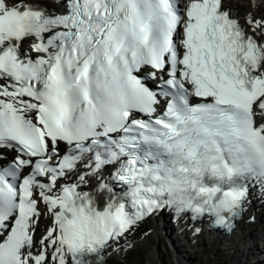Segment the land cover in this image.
<instances>
[{
  "label": "snow or ice",
  "instance_id": "obj_1",
  "mask_svg": "<svg viewBox=\"0 0 264 264\" xmlns=\"http://www.w3.org/2000/svg\"><path fill=\"white\" fill-rule=\"evenodd\" d=\"M54 4L0 0V264H107L165 211L231 233L264 197V0Z\"/></svg>",
  "mask_w": 264,
  "mask_h": 264
},
{
  "label": "bare ground",
  "instance_id": "obj_2",
  "mask_svg": "<svg viewBox=\"0 0 264 264\" xmlns=\"http://www.w3.org/2000/svg\"><path fill=\"white\" fill-rule=\"evenodd\" d=\"M46 3L49 7H55L54 0H46ZM227 3L228 6L238 9L241 16L245 15L250 10L247 6L248 0H228ZM250 199L252 202L247 207L248 215L242 219L239 231L237 233L229 234L225 238V240H230L229 246L226 247V249H228L227 254L231 260L230 264H264V246L263 248H260V244H264V237L260 239V243V240L257 241V237H255L257 229L254 228L255 221L249 220V216L251 215H255L254 217L263 216L259 210L260 207V209L263 208V203L261 202L260 204L259 201H262L264 197L257 195L255 190H253V195ZM45 219L47 218L42 220ZM151 220V231L145 232V229L147 228L139 230L136 226L120 240L119 245L114 244L107 256V264L114 263V253H122L124 250L128 251L126 246L130 243H127L126 241H128L130 235H133L135 238L141 237L142 240H144V237H147L148 239L153 238L150 241L151 247L148 255L150 264H165L161 256V250L162 247L167 248V244L165 243L167 241V243L170 244L169 247H171L169 250L166 249L169 253L170 264H188L187 262L195 256L194 253H198L197 248L200 246H203L204 252H214L215 256L219 258L223 249L216 245L217 243L220 244L222 242L220 241L221 238L219 236L207 240L206 235L202 232L198 235L194 234L193 229L198 227L197 224L191 226L180 220H178V222L181 226L178 227L177 225V228L179 229V234L182 236L174 235L171 229H174L175 231L176 228L173 226L177 223L174 221V217H171L170 214L166 212L158 213L156 216L152 215L151 218L145 220L144 224L146 225ZM49 224L50 221L47 220L45 226L40 224V229L43 230ZM164 238H167V241ZM183 241L187 242V245L190 246L189 250L186 248V243ZM191 249L192 251H190Z\"/></svg>",
  "mask_w": 264,
  "mask_h": 264
},
{
  "label": "rangeland",
  "instance_id": "obj_3",
  "mask_svg": "<svg viewBox=\"0 0 264 264\" xmlns=\"http://www.w3.org/2000/svg\"><path fill=\"white\" fill-rule=\"evenodd\" d=\"M261 202L263 203V208L259 210L261 211L262 215L261 217H255L254 220V228L257 229V234L255 237H257V241H259L261 238L264 237V199L262 201H259V203L261 204ZM255 216V215H254ZM260 219V220H259ZM48 219L42 220L40 222L41 225L45 226V222H47ZM261 221V223H260ZM152 220L149 221L146 225L143 223L140 226L137 225V229L142 230L145 229V232L151 231L152 229ZM173 227H175V231L174 229H171V231H173L174 235L177 236H182L181 234H179V229L177 228V224H175ZM44 228V227H43ZM129 236V235H128ZM127 236V237H128ZM153 239V238H152ZM152 239H148L147 237H144V240H142L141 237L139 238H135L133 235H130L128 238V241H126L127 243H130L129 245H127V250L128 251H123L122 253H114V263L113 264H150L149 259H148V255L150 253V241ZM167 241V238H164ZM168 242V241H167ZM167 248L162 247L161 250V256L162 259L164 260L165 264H170V260H169V253L168 250L169 248L171 249L170 244L167 243ZM185 242V241H183ZM261 242V240L259 241V243ZM185 246L186 248L189 250L190 246L187 245V242H185ZM230 243V240H225L224 243H217L216 245L219 247H222V251L221 254L219 255V258L217 256H215L214 252L210 253L208 251L204 252L203 250V246H200L198 249V253H194L195 256H193V258L191 260H189L187 263L188 264H230L231 260L230 257L228 256L227 252L228 249H226L227 246H229L228 244ZM264 244L262 243V245L260 244V248H263ZM168 249V250H166ZM171 251V250H170ZM192 251V249L190 250ZM212 251V250H211ZM172 252V251H171ZM229 258V259H228Z\"/></svg>",
  "mask_w": 264,
  "mask_h": 264
}]
</instances>
